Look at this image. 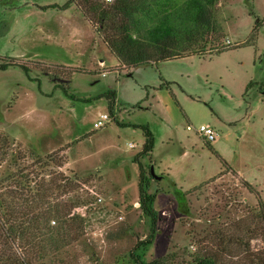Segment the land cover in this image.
<instances>
[{
    "label": "rangeland",
    "instance_id": "1",
    "mask_svg": "<svg viewBox=\"0 0 264 264\" xmlns=\"http://www.w3.org/2000/svg\"><path fill=\"white\" fill-rule=\"evenodd\" d=\"M67 1L0 0V62L29 69L28 76L18 67L0 70V179L43 198L46 229L65 228L69 243L51 262L134 264L130 253L149 234L134 162L144 138L115 118L147 126L154 136L151 157L138 159L159 216L157 233L135 253L144 262L171 253L179 264L206 254L223 264H257L264 223L242 180L264 205V0H215L217 29L203 57L129 70L105 48L89 12L44 9ZM142 1L169 13L188 0ZM59 86L93 100L73 101ZM109 91L116 93L113 114ZM104 114L108 121L97 128ZM200 125L217 132L213 142L195 132Z\"/></svg>",
    "mask_w": 264,
    "mask_h": 264
},
{
    "label": "trees",
    "instance_id": "2",
    "mask_svg": "<svg viewBox=\"0 0 264 264\" xmlns=\"http://www.w3.org/2000/svg\"><path fill=\"white\" fill-rule=\"evenodd\" d=\"M215 0H188L178 10L163 13L151 10L142 0H114L109 6L99 4L97 0H68L62 6L53 4L44 9L67 10L75 5L92 17L90 23L101 38L108 52L116 59L119 66L124 69L137 68L144 65H154L174 59L189 56L203 57L205 40L217 29L210 8ZM84 12V14H85ZM86 15V14H85ZM260 23H256L254 30L259 31ZM252 45V44H250ZM226 51V50H225ZM222 52V51H221ZM217 53H220L218 51ZM18 67L26 76L29 69L13 60L0 62V70L5 71ZM130 76L131 73H128ZM170 83L161 79L160 88L169 87ZM247 85L246 90L251 87ZM65 96L73 101L91 102L80 100L68 89L59 86ZM40 90V83L38 82ZM116 93L109 91L106 94L108 111L113 114L116 105ZM177 104V102H175ZM113 122L121 127H132L142 132L144 142L139 154L134 157L138 167V194L141 211L150 220V230L146 238L135 246L130 253L134 264H179L174 254L144 262L135 251L142 246L151 244L157 233L159 216L154 210V197L149 194V180L145 174L140 157H151L154 149V136L147 126L122 124L117 119ZM208 150L214 155L224 168L231 170L227 162L210 146ZM150 175L151 172H149ZM153 176V175H152ZM7 181L0 179V264H44L45 260L55 259L62 249L68 245L67 232L64 229L48 230L43 225L44 218L48 217L42 197L37 199L29 194V189L20 187L11 189L5 187ZM243 186L256 194L260 207V218L264 223V205L260 196L254 191L250 183L242 180ZM5 190L4 193L1 190ZM39 210V211H38ZM36 211V212H35ZM60 212L55 211V217L60 218ZM71 239V238H70ZM72 240V239H71ZM68 242V243H67ZM257 264H264V252L256 256ZM56 261L51 263L55 264ZM180 264H223L215 255L193 257L190 262Z\"/></svg>",
    "mask_w": 264,
    "mask_h": 264
},
{
    "label": "built area",
    "instance_id": "3",
    "mask_svg": "<svg viewBox=\"0 0 264 264\" xmlns=\"http://www.w3.org/2000/svg\"><path fill=\"white\" fill-rule=\"evenodd\" d=\"M108 121V116L106 114L101 116V119L95 124L98 128L99 126H103L105 122ZM187 130L191 131L193 128L191 126H187ZM195 132L201 136L206 142H213L217 137V132L208 125H200L199 128L195 130Z\"/></svg>",
    "mask_w": 264,
    "mask_h": 264
},
{
    "label": "water",
    "instance_id": "4",
    "mask_svg": "<svg viewBox=\"0 0 264 264\" xmlns=\"http://www.w3.org/2000/svg\"><path fill=\"white\" fill-rule=\"evenodd\" d=\"M150 172L154 176L153 168L150 169Z\"/></svg>",
    "mask_w": 264,
    "mask_h": 264
},
{
    "label": "crops",
    "instance_id": "5",
    "mask_svg": "<svg viewBox=\"0 0 264 264\" xmlns=\"http://www.w3.org/2000/svg\"><path fill=\"white\" fill-rule=\"evenodd\" d=\"M106 48V47H105ZM117 65V62L115 63V65L114 66H116Z\"/></svg>",
    "mask_w": 264,
    "mask_h": 264
}]
</instances>
